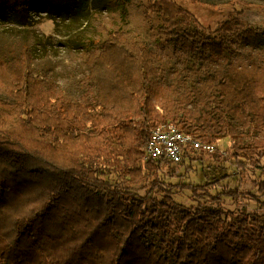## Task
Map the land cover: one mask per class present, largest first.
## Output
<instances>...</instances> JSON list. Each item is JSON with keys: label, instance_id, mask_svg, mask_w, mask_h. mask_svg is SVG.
Here are the masks:
<instances>
[{"label": "trees", "instance_id": "obj_1", "mask_svg": "<svg viewBox=\"0 0 264 264\" xmlns=\"http://www.w3.org/2000/svg\"><path fill=\"white\" fill-rule=\"evenodd\" d=\"M144 17L185 55L170 83L149 44L122 31L87 54L77 99L34 75L28 47L0 57L12 100H0V264H264L261 214L188 208L121 185L167 190L166 179L195 169L187 150L177 164L145 161L151 129L168 121L216 146L231 138L237 163L264 158V139L244 142L239 128L264 133V34L235 14L205 27L179 0H148ZM234 42L260 62L233 63ZM243 193L259 200L264 181L258 193L220 195Z\"/></svg>", "mask_w": 264, "mask_h": 264}, {"label": "rangeland", "instance_id": "obj_2", "mask_svg": "<svg viewBox=\"0 0 264 264\" xmlns=\"http://www.w3.org/2000/svg\"><path fill=\"white\" fill-rule=\"evenodd\" d=\"M179 1L205 27L215 29L230 14H235L264 34V0ZM147 4L148 0H28L25 6L17 7L0 0V57L19 58L23 48L28 47L34 75L39 79L51 77L70 99H77L81 94L78 80L87 71V54L100 51L112 32L122 31L130 38L149 44L156 54L155 65L166 72L167 82L170 83L176 69H186L182 65L185 63L186 66V58L168 45L162 35L147 23L144 17ZM159 23V16L155 13V28ZM231 45L234 53L228 56L233 63L247 65L254 60L260 62L248 47L239 42ZM0 100L12 101L1 87ZM239 128L245 135L244 142L264 139L262 132ZM231 144V138L226 137L217 144L220 153L192 152L195 169L187 173L182 167L177 176L166 179L171 184L166 186L167 190L155 188L147 181L127 180L121 185L156 200L171 196L188 208L257 212L264 219V195L258 193L264 181V158L237 163L231 157L232 152H226ZM109 180L112 183L119 182L112 175ZM222 186L258 193L259 200L246 196V193L237 198L220 195ZM218 195L220 199L216 202L212 198Z\"/></svg>", "mask_w": 264, "mask_h": 264}, {"label": "built area", "instance_id": "obj_3", "mask_svg": "<svg viewBox=\"0 0 264 264\" xmlns=\"http://www.w3.org/2000/svg\"><path fill=\"white\" fill-rule=\"evenodd\" d=\"M216 148L215 144L204 142L191 132L169 121L151 129L144 149V158L145 161L165 158L177 164L182 160L185 150L190 153H213Z\"/></svg>", "mask_w": 264, "mask_h": 264}]
</instances>
